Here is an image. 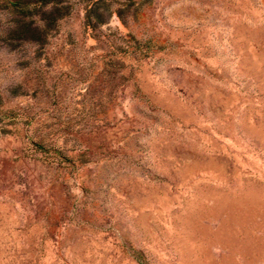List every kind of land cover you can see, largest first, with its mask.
Segmentation results:
<instances>
[{"label":"rangeland","instance_id":"rangeland-1","mask_svg":"<svg viewBox=\"0 0 264 264\" xmlns=\"http://www.w3.org/2000/svg\"><path fill=\"white\" fill-rule=\"evenodd\" d=\"M0 264H264V0H0Z\"/></svg>","mask_w":264,"mask_h":264},{"label":"trees","instance_id":"trees-1","mask_svg":"<svg viewBox=\"0 0 264 264\" xmlns=\"http://www.w3.org/2000/svg\"><path fill=\"white\" fill-rule=\"evenodd\" d=\"M43 5L49 4L52 0H40ZM10 5L17 7L16 2H10ZM8 6V4H6Z\"/></svg>","mask_w":264,"mask_h":264}]
</instances>
